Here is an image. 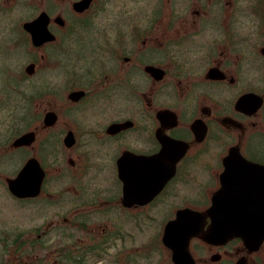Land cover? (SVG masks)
I'll list each match as a JSON object with an SVG mask.
<instances>
[{
	"label": "flooded vegetation",
	"instance_id": "1",
	"mask_svg": "<svg viewBox=\"0 0 264 264\" xmlns=\"http://www.w3.org/2000/svg\"><path fill=\"white\" fill-rule=\"evenodd\" d=\"M1 39L30 55L18 161L0 159L8 189L27 168L15 264H264V239L187 244L181 219L207 230L217 193L222 222L240 199L262 230L263 0H0ZM226 179L255 192L219 194Z\"/></svg>",
	"mask_w": 264,
	"mask_h": 264
},
{
	"label": "rangeland",
	"instance_id": "2",
	"mask_svg": "<svg viewBox=\"0 0 264 264\" xmlns=\"http://www.w3.org/2000/svg\"><path fill=\"white\" fill-rule=\"evenodd\" d=\"M212 23H214V18ZM13 38L15 39L16 36H13ZM4 46L12 48L14 45L10 39L0 40V140L3 141L0 145V159L8 158L12 155L7 154L5 149L8 142L19 132L25 130L24 95L25 91H27V87L24 88L23 86H18L17 79L21 77L20 73L24 70L25 62L30 56L25 49L23 52H12L7 49L8 52H6ZM5 68L6 70H4ZM11 100L16 102L11 103ZM217 152L218 144L215 143L211 155L212 162L216 157ZM8 160L12 164H15L18 161V158L12 156L8 158ZM9 161L0 163V264H15L13 262L15 254L24 253L15 249L16 244L15 242H12L11 237L14 233V228L22 226L24 222H29L25 220L27 211L21 206L13 203V199H16V197H14L7 188L5 176L14 174L19 168L11 167ZM48 219V214H45L41 220L45 221ZM36 221H38V219L32 222ZM51 250L52 247H49L41 250V253H49ZM46 260V264H56L54 258ZM67 263L70 264V261ZM42 264H44V262Z\"/></svg>",
	"mask_w": 264,
	"mask_h": 264
},
{
	"label": "water",
	"instance_id": "3",
	"mask_svg": "<svg viewBox=\"0 0 264 264\" xmlns=\"http://www.w3.org/2000/svg\"><path fill=\"white\" fill-rule=\"evenodd\" d=\"M27 172V168L23 167L21 169V171L18 173L16 178H8V186L10 191L15 194L18 195L17 193V189L18 187H22L24 184V176ZM36 182V181H35ZM250 185V181L245 180V181H236V180H232V179H226L225 181V189L222 191H219L220 193H224V191L226 192H231L237 195V193H243L244 190L242 188V186H247L249 188ZM40 187V181L39 184L37 185L36 190H38ZM227 188V189H226ZM253 192H255L254 190L251 191V189L249 188V190L246 191L247 194H253ZM234 199L230 200V202H233ZM236 201H239V211H236L235 214L230 215L227 217V220L225 222H222L219 217H221L219 215V209L224 207V208H229V206L225 205L222 206L219 203L218 200V195L217 193L214 195L213 197V206L210 209L211 213H209V216L212 218V222L211 224L208 226V229L205 230L204 227V219L207 217L205 215H201L198 211H193V210H189L190 214L187 212L185 215H182L181 219L185 220L188 222L187 228H186V233L188 234V242L187 244H189V240L190 237L192 236H198L200 238H202L203 240L206 241H210V242H215L216 238H217V234H219L220 231H222V229H224L225 227L227 229H224V233L222 234L223 237L225 239L227 238H231V237H235V236H240L243 239H245L247 242L251 241L253 238H256L257 241L261 242L264 239V221H262L261 219H264V214L260 216V218L255 217L256 222H255V226H260L262 225V230L257 229V230H253L252 228L249 229V227L251 225H253L250 221H249V215L250 213L246 212L243 210L241 211L240 209L242 208L241 206H243L242 203H240V199H236ZM238 208V203L234 204L233 206L230 207V209H237ZM248 209V207H247ZM186 212V211H185ZM226 215L230 214L227 212H225ZM199 223H198V222ZM174 223L172 222L170 225H173ZM222 226H224L222 228ZM188 255V252H187ZM190 264L194 263V259L191 257V262H189Z\"/></svg>",
	"mask_w": 264,
	"mask_h": 264
}]
</instances>
